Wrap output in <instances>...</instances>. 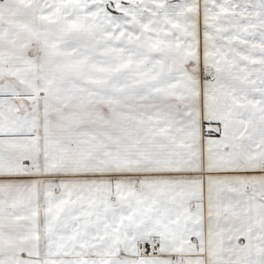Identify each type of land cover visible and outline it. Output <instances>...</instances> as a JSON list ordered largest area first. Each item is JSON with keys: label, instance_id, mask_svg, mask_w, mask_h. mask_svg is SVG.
<instances>
[{"label": "snow or ice", "instance_id": "obj_1", "mask_svg": "<svg viewBox=\"0 0 264 264\" xmlns=\"http://www.w3.org/2000/svg\"><path fill=\"white\" fill-rule=\"evenodd\" d=\"M0 264H264V0H0Z\"/></svg>", "mask_w": 264, "mask_h": 264}]
</instances>
